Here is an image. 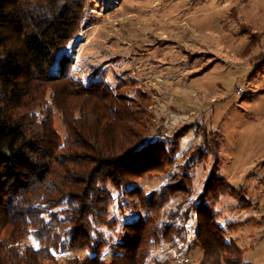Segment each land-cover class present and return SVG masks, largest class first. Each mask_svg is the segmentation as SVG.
<instances>
[{"label": "trees", "instance_id": "obj_1", "mask_svg": "<svg viewBox=\"0 0 264 264\" xmlns=\"http://www.w3.org/2000/svg\"><path fill=\"white\" fill-rule=\"evenodd\" d=\"M86 4L0 0V264H62L55 252L77 250L93 256L67 257L64 264H152L155 244L188 239L178 224L181 204L167 216L170 222L159 220L171 199L189 194L191 162L203 159L205 148L213 165L204 201L195 208L204 252L199 264H251L244 263L239 245L226 241L206 203L220 190L222 146L214 134L195 123L172 138L158 134L148 141L150 119L142 103L103 82L84 84L62 67L59 75L52 73L59 51L79 30ZM55 112L62 116L65 138L55 128ZM191 131L202 142L188 154L183 177L150 196L132 188L147 174L174 165L180 141ZM258 166L264 170V162ZM109 186L139 197L148 216L124 225V238L114 244L122 254L106 260L101 256L109 243L98 229L117 225L110 220ZM225 190L235 192L230 186ZM29 237L39 248L26 243Z\"/></svg>", "mask_w": 264, "mask_h": 264}, {"label": "rangeland", "instance_id": "obj_2", "mask_svg": "<svg viewBox=\"0 0 264 264\" xmlns=\"http://www.w3.org/2000/svg\"><path fill=\"white\" fill-rule=\"evenodd\" d=\"M230 7V0H87L79 30L59 51L52 73L62 69L84 84L103 82L142 103L150 119L148 141L158 134L172 138L195 123L214 134L222 146L220 190L206 198L207 206L226 241L245 251L244 263L264 264V170L258 166L264 162V34L244 28L238 17H227ZM54 117L65 138L62 116L55 112ZM201 142L202 136L191 131L181 139L174 165L147 174L132 188L150 196L180 179L188 154ZM202 156L191 162L189 194L171 199L159 220L170 222L167 216L181 204L178 224L188 239L155 244L152 264H199L204 257L195 208L204 201L213 158L206 148ZM109 189L110 220L117 225L98 229L109 243L101 256L106 260L122 254L114 244L124 238V225L148 216L139 197ZM26 243L39 248L33 237ZM54 254L62 264L67 257L93 256L80 250Z\"/></svg>", "mask_w": 264, "mask_h": 264}, {"label": "crops", "instance_id": "obj_3", "mask_svg": "<svg viewBox=\"0 0 264 264\" xmlns=\"http://www.w3.org/2000/svg\"><path fill=\"white\" fill-rule=\"evenodd\" d=\"M231 7L226 16L238 17L242 26L248 30L261 29L264 34V0H230ZM237 15V16H236Z\"/></svg>", "mask_w": 264, "mask_h": 264}]
</instances>
